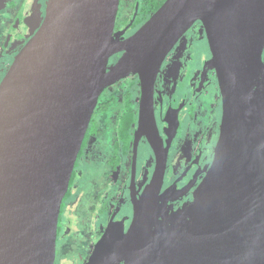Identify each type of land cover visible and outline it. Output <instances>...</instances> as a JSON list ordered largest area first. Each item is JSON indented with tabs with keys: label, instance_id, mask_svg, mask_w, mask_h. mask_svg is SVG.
<instances>
[{
	"label": "water",
	"instance_id": "obj_1",
	"mask_svg": "<svg viewBox=\"0 0 264 264\" xmlns=\"http://www.w3.org/2000/svg\"><path fill=\"white\" fill-rule=\"evenodd\" d=\"M118 3L47 0L0 82V264H54L61 201L99 94L136 73L143 120L162 60L197 19L222 94L213 159L191 203L169 213L158 155L127 230L109 226L85 264H264V0H165L125 39L113 35Z\"/></svg>",
	"mask_w": 264,
	"mask_h": 264
},
{
	"label": "flooded vegetation",
	"instance_id": "obj_2",
	"mask_svg": "<svg viewBox=\"0 0 264 264\" xmlns=\"http://www.w3.org/2000/svg\"><path fill=\"white\" fill-rule=\"evenodd\" d=\"M164 1L119 0L113 35L127 38ZM42 4V14L34 19L31 13L35 7L25 18L20 1L6 0L9 11L0 17V82L14 56L41 24L47 0ZM121 54H113L108 67ZM201 54L212 58L205 27L197 19L162 60L150 104L148 101L152 116L150 112L143 120L142 88L136 73L101 91L61 201L54 264H67L71 259H58V249L68 253L80 247L85 264L109 226L127 230L134 200L148 185L158 155L166 156L158 191L164 207L173 213L191 203L213 159L222 116V94L213 60L203 67ZM261 60L264 63V44Z\"/></svg>",
	"mask_w": 264,
	"mask_h": 264
},
{
	"label": "rangeland",
	"instance_id": "obj_3",
	"mask_svg": "<svg viewBox=\"0 0 264 264\" xmlns=\"http://www.w3.org/2000/svg\"><path fill=\"white\" fill-rule=\"evenodd\" d=\"M7 1H20L22 3V9L24 10V17L28 18V16L31 13V9L33 7H35V9L33 10V12L31 13L33 15L34 19L39 18V16L42 14V3L44 0H7ZM9 11V7L6 6V0H0V17L4 15V13H7ZM2 24V20L0 19V25ZM201 62L204 66H207V64H209V62H212V58L211 59H207L203 54H201ZM103 119L105 120V123L108 122L107 120V115L103 116ZM213 126H214V120L212 122ZM83 246V245H82ZM81 248V247H80ZM80 248H77L76 250H73L72 252H68L65 253L64 250H60L58 249L57 255H58V259H64V257L66 256V259L71 258L68 260L67 264H82L84 256L82 255V250ZM76 253H77V257H76ZM76 258V259H75Z\"/></svg>",
	"mask_w": 264,
	"mask_h": 264
}]
</instances>
